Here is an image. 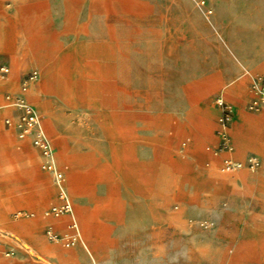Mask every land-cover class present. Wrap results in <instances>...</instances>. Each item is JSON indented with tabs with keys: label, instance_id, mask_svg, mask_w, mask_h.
Returning <instances> with one entry per match:
<instances>
[{
	"label": "rangeland",
	"instance_id": "rangeland-1",
	"mask_svg": "<svg viewBox=\"0 0 264 264\" xmlns=\"http://www.w3.org/2000/svg\"><path fill=\"white\" fill-rule=\"evenodd\" d=\"M0 56V264H264V0H0ZM21 96L64 191L4 125Z\"/></svg>",
	"mask_w": 264,
	"mask_h": 264
},
{
	"label": "built area",
	"instance_id": "built-area-1",
	"mask_svg": "<svg viewBox=\"0 0 264 264\" xmlns=\"http://www.w3.org/2000/svg\"><path fill=\"white\" fill-rule=\"evenodd\" d=\"M10 72V66L0 58V76L5 77ZM31 80L37 81L39 79L38 71H34L30 77ZM261 96L254 100L253 106L264 105V76L259 79L258 85ZM10 97L7 96V99ZM18 105L17 109L14 110L15 114L8 116L4 120V125L7 129L12 130L16 137L21 142H29L33 148H35L41 157V168L43 171L54 174L57 182L64 183L67 177L68 165L62 163L60 166L55 160V146L43 128V122L46 120V114L39 111L34 105L29 104L25 99L21 97L15 98ZM219 105H224L225 110L223 111L221 122L227 123L231 119L228 104L223 99L218 100ZM17 112V114H16ZM229 165H231L229 163ZM259 166V162L255 157L249 159V167L252 171H255ZM231 167V166H229ZM240 167V166H239ZM61 199L64 201V194H60ZM53 212L64 213L70 212L71 207L69 203H64L60 208L53 207ZM14 249H10L13 252Z\"/></svg>",
	"mask_w": 264,
	"mask_h": 264
},
{
	"label": "bare ground",
	"instance_id": "bare-ground-1",
	"mask_svg": "<svg viewBox=\"0 0 264 264\" xmlns=\"http://www.w3.org/2000/svg\"><path fill=\"white\" fill-rule=\"evenodd\" d=\"M27 89H29V88H27V87H24L23 88V91L21 92V93H23V94H27ZM32 89V88H31ZM30 89V90H31ZM41 90L42 91H45V89H44V87H42V85H41ZM260 93V92H259ZM261 94V93H260ZM0 125H1V123H0ZM43 126H45V122L43 123ZM64 142V141H63ZM62 142V143H63ZM64 145V144H63ZM21 148V147H20ZM0 150H3V152H7V150H4V149H0ZM3 155H5V157L7 158L8 157V153L6 154V153H3ZM81 157V156H80ZM82 159V158H81ZM86 161V160H85ZM76 162V161H75ZM74 162V163H75ZM78 162V161H77ZM80 163V162H79ZM82 163V162H81ZM86 164V163H85ZM236 165V167H241L242 166V164L241 163H235ZM75 165H76V169L74 170V172L72 173V176H71V181H70V185L75 189V190H77V189H83L82 190V192H86L87 190H88V188H89V185H87L88 184V180L90 179V178H87V176H84L83 174H81V171L79 170V167H78V165H77V163H75ZM239 172H241V171H238L237 173H239ZM95 176V174L92 176V178ZM95 177H97V176H95ZM94 177V178H95ZM99 177H102L103 178V176L101 175V174H99ZM90 181V180H89ZM240 181V180H239ZM59 183V182H58ZM59 186H60V188H61V190L62 191H64V186H63V183H59ZM80 187V188H79ZM81 191V190H80ZM79 191V192H80ZM87 193H90V192H87ZM43 194V193H42ZM71 206V205H70ZM71 211L73 212V215H76V216H78V218L80 219V220H82V223L84 224L83 225V227H85V229H84V233H83V235H82V239L83 240H89V239H91V238H94L95 237V232L97 233V231H99L98 229H96L95 227H94V225L97 223V221H98V215H97V212H95V213H92V215H91V217H90V220L88 221V219H86V217L84 216V210H82V209H74L73 210V207L71 206ZM59 216V215H58ZM56 222H58V223H61L60 221H62V223L64 222L63 221V219L62 218H60V219H58V220H55ZM52 248H47V250H45V251H50Z\"/></svg>",
	"mask_w": 264,
	"mask_h": 264
},
{
	"label": "crops",
	"instance_id": "crops-1",
	"mask_svg": "<svg viewBox=\"0 0 264 264\" xmlns=\"http://www.w3.org/2000/svg\"><path fill=\"white\" fill-rule=\"evenodd\" d=\"M0 58L9 64L8 60H5L3 59L1 56ZM4 86H8V84H5ZM39 88L37 86H34L32 87V89L30 90L29 94L28 95H32L31 94V91H37ZM7 112V109L5 108V105L3 103H0V118L2 116V114L6 113ZM13 114V113H12ZM47 119V118H46ZM46 121V120H45ZM44 121V122H45ZM14 148V145L12 143L9 142V138H8V135L6 133L3 132V130H0V149H4V150H10L12 149L13 150ZM32 158V157H31ZM23 160V159H22ZM21 161V160H19ZM17 161V162H19ZM17 162H15L13 165H15ZM12 165H10L11 167ZM9 167V166H8ZM69 171V169H68ZM68 173V172H67ZM68 176V174H67ZM67 179V178H66ZM42 182L44 183V185L46 184L45 180L43 178H41ZM2 194V193H1ZM44 250H47V248H45Z\"/></svg>",
	"mask_w": 264,
	"mask_h": 264
}]
</instances>
